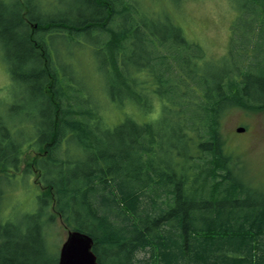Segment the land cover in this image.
I'll use <instances>...</instances> for the list:
<instances>
[{
	"label": "trees",
	"instance_id": "trees-1",
	"mask_svg": "<svg viewBox=\"0 0 264 264\" xmlns=\"http://www.w3.org/2000/svg\"><path fill=\"white\" fill-rule=\"evenodd\" d=\"M14 1L0 0V47L24 95L0 122V264H57V222L90 235L99 264H264V188L221 128L232 107L264 110V0H226L218 56L162 0L159 11L151 0H73L81 7L65 14ZM84 44L102 56L87 64L104 97L82 91L76 60L59 56ZM31 175L38 191L21 209L7 192Z\"/></svg>",
	"mask_w": 264,
	"mask_h": 264
},
{
	"label": "rangeland",
	"instance_id": "rangeland-1",
	"mask_svg": "<svg viewBox=\"0 0 264 264\" xmlns=\"http://www.w3.org/2000/svg\"><path fill=\"white\" fill-rule=\"evenodd\" d=\"M5 1L9 2L10 6L15 2L14 0ZM26 1L32 5L30 0ZM41 1L44 3V9L49 13L65 14L81 7V5H74L73 0ZM151 1V5L149 0H145L144 4L150 5L149 7L155 11H159L162 8V6L159 5V0ZM163 1L165 6L168 7V12L172 14L175 22L181 26L187 38L197 41L209 54H213L214 56H218L225 51L229 36V23L233 18V9L229 7V3L226 0H187L175 10L172 9L168 0H162V2ZM33 4L35 5L34 2ZM32 10L33 14L37 12L35 8ZM68 52V47L59 49V56L65 62L76 60L75 69H71V74L76 80L75 84H77L82 91H90L92 90L91 87H93L95 93L100 94V97H104L105 91L102 89L104 83L103 76L96 70L88 68L89 64H87L91 56L95 61L101 59L102 56L97 59L93 53V48L85 44L75 49L72 56ZM3 57L4 54L0 47V122L2 121L4 124L6 121L7 105L16 101V98H19L20 95H24V92L22 86L12 81L9 77ZM84 66L85 68H83ZM19 103L21 102L19 101L18 104ZM24 103H27V101H24ZM108 112H110L107 119L109 121H114L119 117L118 111L114 108H111ZM238 127H242L243 131H237L236 129ZM221 128L226 150L236 157L250 185L263 189L264 110L251 112L239 107H232L223 116ZM2 134L3 131L0 129V138ZM29 160L30 157H27L26 161L23 163L29 162ZM19 178L20 176L15 174V181ZM28 181L31 184L27 186L28 188L24 189L23 187H26V185L23 186L21 183L17 182L14 186H10L7 192L9 196L8 201L11 203L15 201V204L19 205L21 209L28 207L30 200L32 201L34 199H32V190L34 189V192L38 191L36 184H34L33 175H31ZM30 210L31 208L27 211ZM16 213L17 211H14L13 214ZM65 235L66 229L57 222L56 234L54 236L55 245L53 247L57 254Z\"/></svg>",
	"mask_w": 264,
	"mask_h": 264
},
{
	"label": "water",
	"instance_id": "water-1",
	"mask_svg": "<svg viewBox=\"0 0 264 264\" xmlns=\"http://www.w3.org/2000/svg\"><path fill=\"white\" fill-rule=\"evenodd\" d=\"M237 131H243L238 127ZM93 238L85 232L67 230L58 251L57 264H99L92 250Z\"/></svg>",
	"mask_w": 264,
	"mask_h": 264
}]
</instances>
